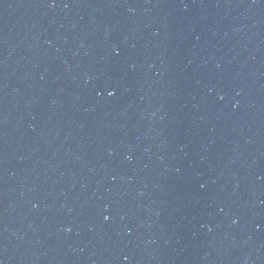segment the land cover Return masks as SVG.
<instances>
[{
	"label": "water",
	"instance_id": "water-1",
	"mask_svg": "<svg viewBox=\"0 0 264 264\" xmlns=\"http://www.w3.org/2000/svg\"><path fill=\"white\" fill-rule=\"evenodd\" d=\"M0 264H264V0H0Z\"/></svg>",
	"mask_w": 264,
	"mask_h": 264
}]
</instances>
